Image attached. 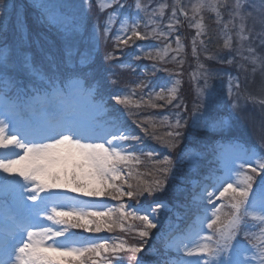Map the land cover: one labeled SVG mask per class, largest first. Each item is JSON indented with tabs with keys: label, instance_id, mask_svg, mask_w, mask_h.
Wrapping results in <instances>:
<instances>
[{
	"label": "snow or ice",
	"instance_id": "obj_1",
	"mask_svg": "<svg viewBox=\"0 0 264 264\" xmlns=\"http://www.w3.org/2000/svg\"><path fill=\"white\" fill-rule=\"evenodd\" d=\"M113 3L118 8L107 18L105 40L112 16L126 7L122 0ZM10 7H15L12 0H0V18H6ZM97 7L103 9L100 4ZM135 8L139 11L140 5L137 3ZM240 9L237 2L235 10L242 33L245 16L240 15ZM251 11L249 5L247 12ZM172 15L175 17V12ZM128 19L127 26L122 25L113 39L114 47L121 52L136 41L171 35H158L155 30L142 33L138 19ZM23 25L24 21L19 20L16 27L19 30ZM196 27L203 29L202 24ZM75 31L78 35L83 33L81 40L88 37L83 14ZM90 38L98 43V24L92 26ZM175 40V51H180V37ZM260 40L264 43V33ZM193 45L196 55L195 40ZM224 47L230 49L231 45L226 42ZM168 49L171 44L166 45L165 50ZM77 51L78 45L72 44L66 45L62 59L46 53L50 63L44 71L33 66L27 55L21 60L18 48L7 44L0 47V264H120L125 253L132 254L128 264H143L136 254L144 251L150 236H164L162 231L152 230L160 227V211L169 206L159 199L147 205L139 201L141 197L185 191L171 183L177 179L172 156L177 150L181 165L187 156L193 172L199 171L200 159L215 156L222 161L223 175L216 177L217 183L206 176L197 185L200 191L192 194L197 210L204 213L200 223L206 222L211 230L206 242L189 247L180 236L166 238L163 251L149 250L150 255L160 257L156 264H264V175H260L264 173V157L243 148L218 150L219 140L229 130L230 119L240 115L242 106L231 103L227 116L217 111L213 105L222 101L210 90L211 73L205 70L201 73L203 86L196 90L198 102L193 103L190 125L183 116L189 110L179 96L180 80H172L170 87L165 85L155 93V100L163 104L153 102L151 91L145 93L147 101L142 96L135 103L123 89L106 97L92 51L75 64L72 57ZM143 55L149 60L157 59L151 51ZM118 59L114 52H106L103 57L104 61ZM208 59L233 62L232 57L219 55ZM252 63L264 66V57L253 56ZM152 67L154 71L160 70L155 64ZM110 83L116 85L117 80ZM236 87L239 89L238 78ZM145 88L149 85L141 80L135 83L131 94ZM168 105L182 112H177L174 121L167 124L170 130L166 137L155 132L151 116L129 123V118L138 115L132 108ZM137 128L168 152L153 161L160 167L155 169V178L148 181L139 179L134 166L142 163L141 156L152 158L159 153L138 147L144 141L135 133ZM190 128L194 131L189 132ZM250 161H255V166ZM233 174L240 178L234 179ZM257 175L260 180L254 190ZM222 198L230 204L226 222L221 220V206L216 203ZM132 201H136V206ZM256 207L259 214L255 218L261 221L258 235L247 229L249 209ZM135 221L139 224L132 223ZM74 230L94 235L83 237ZM117 230L124 235H95ZM137 238L139 242H130ZM246 253L253 255L246 257ZM194 256L199 259H188Z\"/></svg>",
	"mask_w": 264,
	"mask_h": 264
},
{
	"label": "rangeland",
	"instance_id": "obj_2",
	"mask_svg": "<svg viewBox=\"0 0 264 264\" xmlns=\"http://www.w3.org/2000/svg\"><path fill=\"white\" fill-rule=\"evenodd\" d=\"M97 1H99V4L103 6V9L99 8L100 14L110 7L117 6L118 8V5H114L113 1L111 0ZM123 1L124 0H122V2ZM125 1L123 3L126 4V7L119 9L118 14L112 16L111 23L109 24V31L114 30L115 32H118L122 25L126 27L129 23L128 15L132 14V17H136L139 21V30L142 28L144 32L148 33H151L153 30H155V32L159 35L163 29H167L170 33H174L175 35L181 37L180 43L182 45V49L180 51H175L177 48L175 39L173 42L167 43V41L161 42L160 40L153 38L146 41H136L134 45L124 48L121 52L119 49L114 47V38H112L111 42H109V46H112L114 50L118 51L114 53L119 57V59L111 62H116V67L118 69L116 70L114 68L111 70L109 68L110 65L103 64L102 68L97 71L98 76L103 78L104 88H116L115 91H118L119 88H121L122 83L118 82V84L112 85L110 83L112 79L117 81L119 79L130 80L132 81V83H130L132 88H134L135 83L143 80L149 85V88H145L143 90L137 89L135 95H132L130 90H125L124 93L129 95L130 99L135 103L140 102L142 96L144 97V101H147L148 96H146L145 93L151 91L153 102L156 104H163V101L155 100V93L159 92L165 85L170 87L171 81L178 79L181 82L179 85V94L187 97L183 98L181 96L184 103L187 104L188 109L192 110L193 103L189 105L188 100L192 98L194 99L193 102H198L196 90L198 87L203 86L201 73L207 70L209 73H211V79L209 81L211 85L210 90L222 101V103L214 104L213 107L216 108V110L222 115L225 114V116H227L226 113L227 111H230L229 105L231 103L235 102L242 106L240 115L236 118L230 119L231 121L237 119L238 122L234 120L236 125L231 124L230 122L229 130L224 134L239 135L242 133L243 135H246L247 133V137L250 135L248 141H256L259 143V145L262 144V148H264V103H262L264 102V80L260 79L263 83L259 84L257 82V78L255 77L260 75V73H257L255 76H249L252 78V82L250 84L248 83L249 85L244 86L246 81L243 82V79L238 77L240 74L237 73L239 70H241L238 66V61H241V58H238V56H234L232 53L228 52L231 50L235 52V47L238 50L239 48L244 50V46L247 45V48L245 49L250 52V63L254 67L259 66L260 63H252V57H264V46H258V43H262L260 40V34L264 33V0H172V6L167 4L168 0H137V3L140 5L139 11H137L135 8L137 3L134 4L132 0ZM237 2H239L241 5V9L239 10L240 15L245 16L244 31L242 33L239 31L240 18L239 15H236L235 10V5ZM140 3L146 5L154 4L152 9L153 12L158 15V18L150 19L149 14ZM225 4L230 5L231 8L225 7ZM212 5H215V7H212ZM249 5L252 7L250 14L247 12ZM92 11H94V7H92L91 10L89 8V2L85 3V0H36L34 2H29V6L23 5L15 7L11 10L9 15L6 14V18H0V23L4 25L1 26L3 31H6L5 42L10 39V41L15 43L16 40L19 39L21 42L26 44H31L32 42L37 43L38 35L43 32V27H46L45 24L47 21L45 20L44 16L46 13H49L54 27L56 26L59 31L62 32V34L60 32L59 34L63 35L65 47L66 45L76 44L83 48L81 51L79 49V51H77L72 57L73 62L75 64H79L77 60L86 59L89 50L95 54L97 48L100 49L103 47L101 51H104L107 47L108 38L107 40L104 38L105 24L109 14L112 12H109L104 19L99 16H93L91 13L94 12ZM173 12H175V17L172 15ZM138 13H141L144 16V23L142 24L140 23V18L137 17ZM185 13L187 14L186 16ZM81 14L86 17L88 23V37L83 40L80 39L83 33L78 35L75 31V22L80 19ZM70 15L73 16L72 19L69 17ZM120 16H123V20H121L119 25H116L115 20ZM96 17L104 20V23L99 24V22L95 20ZM19 20H23L24 25L22 29L18 30L16 25L18 24ZM177 20H179L178 24L176 23ZM96 24L99 25L100 34L98 43L94 40H91L90 38L92 26ZM197 24H202L203 29H198L196 27ZM216 24L220 25V27H224V29L221 31V35L223 36H221L220 39L214 31ZM198 32L200 33L199 36L197 35ZM161 36L162 35H159V37ZM241 37H244V39H241ZM194 40L196 55H193ZM226 42L230 43V49H226L224 47ZM167 44H171V49L165 50ZM93 45H95V48H93ZM130 48L135 50H130ZM130 51H133V53L129 54ZM145 51H151L153 55L157 56V59L149 60L145 58L143 55ZM217 55L226 58L232 57L233 62L228 64L221 62L219 59H208L209 56L216 57ZM101 56L102 60L104 56L103 54H101ZM21 58L23 59V57H20V59ZM124 63H127V65L124 66ZM154 64L160 70L154 71L152 67ZM221 64L225 66L223 69L229 70L228 77L225 76V70H221L220 68L218 69ZM251 64H249L248 67H252ZM200 65H203L204 67L201 68ZM48 66L49 64L46 67L48 68ZM143 67H146L144 68L146 71L144 72L145 75L142 77L141 70ZM163 69H167V71H164ZM235 70V73L238 75L234 73ZM218 74L220 75L221 79H216V75ZM237 78L239 79V89H242L243 91V93H239V96L235 90L237 89ZM247 96L252 98L251 102L257 101V103L253 105L259 108L258 114L251 113L249 112L250 110L243 108L245 103L241 102L239 99L246 100ZM117 107L121 110H124L123 106ZM174 108L175 107L171 105L157 108L144 106L140 108L144 111L143 114L141 111H138V109L135 108H132V111L138 113V115H141V119L151 116L152 123L156 125L155 132L160 136L166 137V133L170 130L167 127V124L174 121V117L173 120L170 119L168 121V117L171 115ZM258 116L260 118H258ZM142 137L144 142L138 147L149 145V147L144 148L146 150H155L157 153H159L152 158L141 156L142 163L136 164L134 166L135 171L139 174V179L142 181H148L155 178V169L160 167V165L154 164L153 161L161 159L164 155H168V152L163 148V145L159 144L156 140H153L150 137ZM239 142L240 143L233 142L231 144L232 147L237 149L243 148L249 153H255L257 157H264V151L260 152V150L251 146L249 142V144L242 142V140ZM181 147H183V145H181ZM172 156L176 165V172L179 175L178 179L180 180L183 176L186 177V174L190 175L192 172V164L188 157H185L184 164L181 165L179 160V150L173 153ZM250 162H252L253 166H255V161ZM198 164L200 171L198 174H196V176L202 173L201 164L202 168H210L213 163L209 160V158H203L199 160ZM221 171L222 174L220 175H223L222 168ZM149 173H151V175H149ZM260 175H264V173ZM260 175H257L256 180L260 179ZM213 177L217 183L216 177L218 176L214 175ZM233 178L239 179L240 177H237L235 174H233ZM171 183L174 184L175 182L172 181ZM140 201L139 203L141 204ZM131 203L133 206H136V201H132ZM216 203L218 206H221V220L226 222L228 217L225 214L230 211V204L228 203L227 198H222L221 201H216ZM258 214L259 209L257 214L254 213L249 216L254 219ZM132 223L139 224L138 221ZM256 225V221H252V223L248 222V231L253 234L255 232ZM74 231L83 237L93 235L91 233H83L81 230ZM119 233V230H117L116 232L111 233V235L114 237V235L117 236ZM209 234H211V230H208L207 228L204 231L202 230L198 233V236H196L195 239H191V243L188 244L189 247H196L197 245L205 243V238ZM148 239L152 241L153 236H150ZM193 240L195 241L193 242ZM164 245V243H160L154 247L157 251H163ZM122 255L125 256L126 253ZM148 256L151 258H160L156 255L148 254ZM251 256L252 255H250V253H246V257ZM188 259L195 261L199 258L194 256ZM113 264H117V262L113 261ZM120 264H125L124 259L122 262H120Z\"/></svg>",
	"mask_w": 264,
	"mask_h": 264
},
{
	"label": "trees",
	"instance_id": "obj_3",
	"mask_svg": "<svg viewBox=\"0 0 264 264\" xmlns=\"http://www.w3.org/2000/svg\"><path fill=\"white\" fill-rule=\"evenodd\" d=\"M30 0H13V3H14V5H15V7H18V6H23V5H25L26 3H28ZM93 0H88V2L89 3H91ZM169 4H171V0H169ZM142 6L144 7V9L146 10V8H149V5H146V4H142ZM94 16V15H93ZM71 17L73 18V16L71 15ZM137 17L138 18H140L139 20H140V22L141 23H143V20H142V18H143V15L141 14V13H138L137 14ZM96 20V19H95ZM97 22H99V24H103L104 23V20H101V19H98V21ZM76 23V22H75ZM1 26H4V25H2V23H0V46L4 43V41L6 40V31H3V29H2V27ZM5 28V27H4ZM222 29H224V27H220V25H218V24H216V26H215V34L219 37V39L221 38V36H223V35H221V31H222ZM5 30V29H4ZM140 31L143 33L144 32V30L141 28L140 29ZM161 33H164V34H167V33H169V31L167 30V29H163V31H161L160 32V34ZM177 35H175L174 33H171V35H168L166 38H165V35H162L161 37H159V39L158 40H160V41H162V42H164V41H167V43H170V42H173L174 41V39H175V37H176ZM215 36V35H214ZM115 37V33L114 32H112V31H110V33H109V36H108V42H107V45H108V43L109 42H111V39L112 38H114ZM181 38V37H180ZM106 52H110L108 49H106V50H104V51H101L100 49H99V51L96 53V54H103V56L105 55V53ZM227 53V52H226ZM127 65V63L124 65V66H126ZM143 66V65H142ZM144 68H146V67H143L142 68V70H141V73H142V77L145 75V69ZM223 68H225V66H223V65H221V70H225V72L227 73L229 70H227V69H223ZM179 96H180V99L183 101V99H182V97L183 98H187V97H185V96H182L181 94H179ZM182 96V97H181ZM194 101V99H190V100H188V104L189 105H191L192 103H194L193 102ZM184 102V101H183ZM178 112H182V109H176ZM183 115H185V112H183ZM172 117V115H169V117H168V119H170ZM134 117H131V118H129V121L130 120H132ZM142 134V133H141ZM257 181V183L256 184H254V190H255V188L258 186V183H259V180H256ZM191 192L192 191H189V194H191ZM175 197V192H170V193H168L167 195H159V196H157V197H155V198H153V197H146V198H143V200L141 201V202H143V203H145L146 205L147 204H149V203H152L153 201H155V200H157V199H162V200H173V202L175 201V199L176 198H174ZM172 202V201H171ZM171 202H167V203H171Z\"/></svg>",
	"mask_w": 264,
	"mask_h": 264
}]
</instances>
